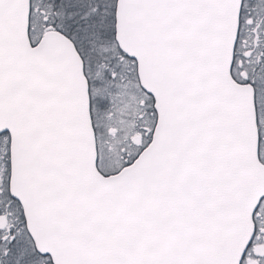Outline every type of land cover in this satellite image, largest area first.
<instances>
[{"label": "snow or ice", "instance_id": "obj_1", "mask_svg": "<svg viewBox=\"0 0 264 264\" xmlns=\"http://www.w3.org/2000/svg\"><path fill=\"white\" fill-rule=\"evenodd\" d=\"M0 264H264V0H0Z\"/></svg>", "mask_w": 264, "mask_h": 264}]
</instances>
